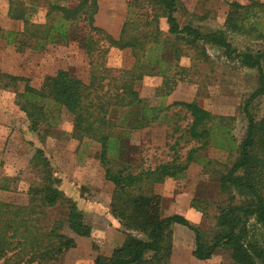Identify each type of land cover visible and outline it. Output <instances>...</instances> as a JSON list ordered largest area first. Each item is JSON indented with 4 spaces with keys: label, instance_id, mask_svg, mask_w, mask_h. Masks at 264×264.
I'll return each mask as SVG.
<instances>
[{
    "label": "trees",
    "instance_id": "1",
    "mask_svg": "<svg viewBox=\"0 0 264 264\" xmlns=\"http://www.w3.org/2000/svg\"><path fill=\"white\" fill-rule=\"evenodd\" d=\"M35 2L9 0L8 17L22 21L23 27L21 31L0 28V42L19 52L77 42L89 60L88 82L59 70L35 89L23 78L0 73V89L25 83L17 95V105L30 131L37 135L55 128L59 113L65 111L72 118L70 136L80 143L89 140L99 145L104 178L113 185L109 212L124 230L125 239L109 256L97 255L92 264H169L174 224L193 232L192 256L196 260L206 261L224 251L229 264H264V112L258 120L250 112L251 104L264 97V48L237 51L223 31L202 34L189 25L181 27L174 16L175 0H129L117 39L93 25L96 0H80L72 8L48 1L45 24L30 21L37 9ZM225 28L264 46V0L229 3ZM204 45L220 49L228 60L257 72L258 88L242 107L247 126L241 141L237 143L225 117L212 115L196 101L176 102L171 107L189 117L179 139L196 145L186 151L183 160L175 152L171 161L152 169H139L120 160L122 143L131 131L169 121L165 111L171 107L150 106L139 97L136 85L143 77L159 76L164 95L169 94L178 81H185L188 72L179 66L181 57L193 55L207 61ZM109 48L129 50L133 58L130 69L107 68ZM208 147L236 155L231 165L217 163L222 171H205L212 175L218 191L227 196L217 205L211 237L179 215L163 216L162 198L154 192V186L166 178H184L192 163L203 169L215 164L199 155ZM31 167L38 182L29 186L27 204L0 202V260L4 259V264L58 262L75 248L74 238L65 231L82 238L91 234L76 204L58 189V180L41 150H36ZM195 202L191 207L204 215ZM55 210L62 211L58 219L49 213ZM43 220L46 224L42 225Z\"/></svg>",
    "mask_w": 264,
    "mask_h": 264
},
{
    "label": "rangeland",
    "instance_id": "2",
    "mask_svg": "<svg viewBox=\"0 0 264 264\" xmlns=\"http://www.w3.org/2000/svg\"><path fill=\"white\" fill-rule=\"evenodd\" d=\"M48 1H56L72 8L80 0H36V12L30 18L33 24H45ZM96 1L97 12L93 17V25L117 39L127 17L129 0ZM175 1L174 16L181 27L189 25L202 34L223 31L228 42L237 51L256 52L264 48L259 41L232 34L225 28L228 4L236 2L245 5L251 0ZM8 6L9 0H0V28L21 31L22 21H14L8 17ZM160 27L163 31L166 30L163 20L160 21ZM204 48L207 61L194 59L193 55L181 57L179 66L188 72L185 81H178L169 94L164 95L163 80L159 76L143 77L136 85V90L139 97L150 106L162 105L166 108L176 102L196 101L212 115L225 117L226 124L239 143L247 126L242 107L249 95L258 88L257 72L228 60L214 46L204 45ZM132 64L133 58L129 50L108 49L105 56L107 68L128 70ZM59 70H67L84 83L88 82L89 60L77 42L50 44L43 51L26 48L21 52L14 46L0 42L1 74L23 78L29 86L38 89L46 76L54 75ZM24 84L19 82L16 87L0 89V202L15 206L27 204L28 188L38 182L31 160L36 150H41L54 178L58 180V189L76 204L85 222L91 227L88 238L72 236L65 231L66 235L74 238L75 248L66 252L58 262L47 264H92L97 255L109 256L125 239L124 230L109 212L113 185L104 178V170L98 159L100 147L89 140L80 143L70 136L72 118L65 111L59 113L57 126L49 132L41 131L37 135L30 131L28 120L17 105V95L23 90ZM250 112L256 120L261 118L264 97H259L251 104ZM165 113L168 122L130 132L122 143L124 151L120 160L122 158L139 169H152L169 162L175 152L183 160L186 151L196 146L179 139L189 123V117L175 106ZM199 155L215 164L203 169L200 164L192 163L185 171L184 178H166L161 184L154 186V192L162 198L163 216L179 215L211 237L217 205L226 200L227 196L218 191L212 175L205 171H222L217 163L231 165L236 155L230 156L211 147L200 151ZM3 187L6 189L3 190ZM194 200V205L202 209L204 215L191 207ZM49 213L51 217L56 216L58 219L62 211ZM43 222L42 225L46 224L45 220ZM172 231L175 247L181 248L194 240L193 232L186 227L174 224ZM217 257L221 264H229L226 252L220 251ZM0 264H4V259L0 260Z\"/></svg>",
    "mask_w": 264,
    "mask_h": 264
},
{
    "label": "crops",
    "instance_id": "3",
    "mask_svg": "<svg viewBox=\"0 0 264 264\" xmlns=\"http://www.w3.org/2000/svg\"><path fill=\"white\" fill-rule=\"evenodd\" d=\"M194 243L195 241L193 240V242H187L186 244L182 245L181 248H178V246L175 247V242L172 241V254L169 260V264H221V260L216 256L206 261L196 260L192 256ZM178 251L184 252L180 253Z\"/></svg>",
    "mask_w": 264,
    "mask_h": 264
}]
</instances>
